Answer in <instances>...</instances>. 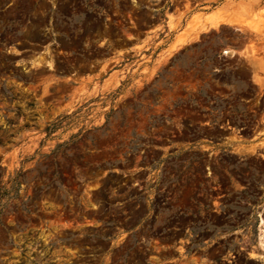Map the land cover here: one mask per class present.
<instances>
[{
  "label": "rangeland",
  "instance_id": "rangeland-1",
  "mask_svg": "<svg viewBox=\"0 0 264 264\" xmlns=\"http://www.w3.org/2000/svg\"><path fill=\"white\" fill-rule=\"evenodd\" d=\"M0 264H264V0H0Z\"/></svg>",
  "mask_w": 264,
  "mask_h": 264
}]
</instances>
